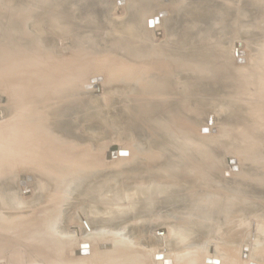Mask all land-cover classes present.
Instances as JSON below:
<instances>
[{
	"label": "bare ground",
	"instance_id": "obj_1",
	"mask_svg": "<svg viewBox=\"0 0 264 264\" xmlns=\"http://www.w3.org/2000/svg\"><path fill=\"white\" fill-rule=\"evenodd\" d=\"M155 1L162 0H137L146 9ZM174 1L183 8H174L171 13L161 9L148 18L142 8H137L125 31L122 23L120 30L115 26L113 30H100L88 13L89 0H0V30L9 29L11 34L10 45L0 48V61L5 65L2 69H6L3 73L8 77L5 80L0 73L5 83L0 93L5 101L0 107L8 110L6 119L0 122V256L10 264H147L146 251L143 255L134 249L138 242L135 237L140 231L145 237L158 215L136 222L123 216L130 211L136 217L145 208L153 212L152 205L157 203H162L161 210H175V214L182 210L178 218L159 216L164 223H181V228H171V238L185 240L200 235L204 227L225 226L231 228L227 240L248 239L244 231H249V221L259 213L257 208H253L255 214L251 212L252 206L264 207V148L254 150L257 154L249 151L239 155V171L234 167L237 161L232 164L236 173H229L213 158L205 161L196 156L193 147L204 145L213 152L217 140L254 143L264 132V112L259 106L248 111L236 131L223 137L227 125L219 127L208 120L198 128L199 117L195 114L184 119V113L185 106L201 102L200 98L221 101L217 99L219 94L233 98L246 92L264 98V77L257 68L230 75L223 62L199 58L200 46L192 43V35L218 29L242 35L264 30V0ZM163 11L168 16L150 27L149 23L153 24ZM173 16L174 24L162 43L153 44L148 35ZM39 21L48 23L57 35L61 53L67 51L61 54L62 59L57 58L54 48L57 60L48 57L50 51L40 34ZM29 27L35 36L23 34L24 29L32 32ZM243 51L235 52V62L244 57ZM101 73L103 79L99 78ZM95 90L102 92L94 95ZM173 97L175 100L170 99ZM170 103L174 106L171 116L167 112ZM123 112L133 115L136 128L152 125L153 131L160 132V137L152 133L157 139L150 141L156 146L153 156L149 158L145 145L140 144L139 155L132 160L134 165L126 170V157L115 162L117 147L103 151L108 161H102L101 136L92 140L95 123L104 128L108 115ZM139 138L147 141L146 147L151 146L148 134ZM92 141L99 146L89 148ZM176 143L184 152L180 163L165 153ZM16 164L32 171V182L27 175L21 180L22 174L13 172L12 165ZM29 188L32 195L23 198L19 192L27 193ZM125 200L131 201L130 209L124 208ZM71 201L80 203L77 221L68 215ZM68 224H78L89 239L92 237L94 249L89 257L68 258L82 251L80 247L78 251L69 248L71 236L64 231ZM257 229L258 237L264 238V230ZM227 243L228 252H238L234 244ZM257 249L264 252L262 245ZM209 251L212 249L200 246L193 255H185L186 263L201 264L204 259L218 264L221 259L210 257ZM234 260L230 264H236L238 260Z\"/></svg>",
	"mask_w": 264,
	"mask_h": 264
},
{
	"label": "rangeland",
	"instance_id": "obj_2",
	"mask_svg": "<svg viewBox=\"0 0 264 264\" xmlns=\"http://www.w3.org/2000/svg\"><path fill=\"white\" fill-rule=\"evenodd\" d=\"M85 1H87V0H85ZM115 1L116 0H109V1L108 0H89V4L87 5L88 13L94 21L99 23V25L101 26L99 28L100 30H105L106 27H111L113 30L114 26H115L114 29L118 30L120 28L119 25L122 23L121 26H124L123 29L125 31H127L128 28L126 26L130 22L132 23V14H133V12H135L137 10V8H142V9H140V11H145L146 18L151 17L152 15L153 16L156 15L157 12L161 9H167L168 12L171 13L172 9H174V8L175 9L177 7L180 9L183 8V7H179L180 3L176 2L174 0H169V2H168V0H162V1H160V3L155 1V2H152L147 7V9L142 6V3H138L137 0H126L127 4H126L125 0H118L117 5L115 4ZM118 5H120V6H118ZM116 6L119 8L117 9ZM121 7L123 8V11L121 10ZM168 12L167 11L160 12L159 15L155 17V19L158 18V22L155 23L153 21L154 23L151 25L149 23V26L153 28L156 26V24L159 25L160 24L159 18L167 17ZM164 13H166V15H160V14H164ZM173 18H174V16L172 17V19H170V21L169 20L165 21L162 24V26L158 29L157 32L148 35L149 39L151 38L150 40L152 41L153 44L158 45V44L162 43V41L165 38V33L167 31H169L171 29L172 25L174 24L175 19H173ZM38 23L41 24V28L39 30L40 34L42 35V37L45 38V43L47 41V43L45 44V47L47 49H49V51H50V53H49L50 55L48 57L51 58L52 60H55V61L57 60L53 54V48H54V51L56 53L57 58L62 59V57L60 58L61 54L66 55L67 51L66 52L63 51L61 53V51L58 49L57 45H59L58 44L59 41L57 40V35H55L54 33L51 32L53 30L50 28L48 23H45L42 21H39ZM137 27L139 28L140 25ZM9 31H10L9 29H1L0 30V48H3L4 46H6L8 44L10 45V40H11L10 35L11 34ZM29 31H32V32H29L30 33L29 34L27 29H24L22 32H23V34H26L28 37H32L31 34H33V35L35 34L34 30H31V28L29 27ZM237 32L238 31H228L227 29H218L217 31L202 33L201 35H192V38L196 39V40L192 39V43L193 44L197 43L200 46V51H198V53H199L198 57L199 58H202L203 60H207V61L223 62L224 64H226L228 66V68H229L228 74H230V75H239V74H244V73L246 74L249 71L256 70V69H254V67H255V68H257V71L261 74V76L264 77V30L254 31L250 34H245V35L239 34ZM36 34L38 35L39 33L36 32ZM199 38H201V40H199ZM63 40H65L68 43V40H66V38H63L62 41ZM238 49H243L245 51V52L243 51L244 52L243 56L245 57L247 54V56L245 57L246 61H245L244 57L243 58L240 57V58H237V62H235L236 61L235 59L237 57L236 56L237 54L235 52L238 51ZM256 50H258V51H256ZM239 59H242V61L239 62L238 61ZM257 61H259V62L261 61L262 64L257 63ZM239 64H241V65H239ZM258 64H259V66H257ZM2 67H5V65H3V62L0 61V73H2V78L8 79L7 75L5 73H3L6 69H2ZM1 70H3V71H1ZM92 74L90 76H92ZM99 75H101L99 78L105 77L103 73H101ZM4 84H5L4 81H2V79H0V93H3L1 90L2 89L1 86H3ZM100 91L102 92V90H100ZM100 91L95 90V91H93L94 92L93 94L98 95V93H101ZM170 99L175 100V97L170 98ZM210 99L211 98H208L205 101H202L200 98L201 102H198L197 104L192 102L189 105L185 106L184 119H190L192 116H195V114H196V116L199 117L198 118L199 121L197 124L198 128H199V126L206 125L208 120H209V122L211 121V123L215 122V124L219 125V127L222 126V124L227 125L226 128L221 133L222 137L227 135L228 133L236 131L237 125H239L242 121L245 120V116H246L245 113H249L248 111H250L252 109L253 110L258 109L256 107L259 106L262 109L261 111L264 112V98H262L258 95H249L246 92L240 93V94H238L237 97L234 96L233 98H229V97L225 98L219 94L217 99H221V101L216 100L214 102V101H212V99L211 100ZM236 100H238V101H236ZM2 101L3 102L5 101L4 97H0V102H2ZM170 105H171V103L169 104V106ZM172 108H174V106L173 107L170 106L168 108L167 112H168L169 116L172 115V114H170V112L172 111ZM194 111H196V112H194ZM7 112H8V110L6 107H0V122L4 121V119H6ZM133 123H135V120L133 119V115L131 113L128 114V113L123 112V114L118 113L116 116L111 115V117H110V115H108L104 128L99 127L97 125V123H95L93 125L92 140L95 141L94 139H98L101 136V138L98 140V143L101 144V148H102V153L100 155V159L102 161L105 160L103 151H106L107 149L109 150L110 148H114V146L119 149V152H118L119 155H117L118 149H116L114 151L115 162H117L121 159H125V157L127 159V165L123 168L124 170L128 169V167H129L128 165H130V164L134 165L132 160L137 158L136 156L139 155L138 149H139L140 144L145 145V151L149 155V158L153 156L156 146H154V144L150 143V141H151V139H153V141H156L157 139L153 136V134L156 137H160V132H158L156 130L153 131L152 125L149 126L151 128L140 129V128H136L135 127L136 124H133ZM209 125H210V123H209ZM103 133H104V136H102ZM143 133L148 134V140H149V143L151 144V146L148 145V147H146L147 141H141V139L139 138L143 135ZM130 135L132 136L133 140L131 139ZM93 141L90 142L89 148L94 149V148H96V146H99V145H96ZM174 141H176V140H174ZM170 147H173L175 149H170ZM168 148H169V150H167L165 153L168 154L170 160H172L173 162H178V163L182 162V157H183L182 154L184 152L178 146V144L177 143L171 144V145H169ZM214 148L215 149L212 152L209 148L205 147L204 145L203 146L200 145L197 147H193V153L196 156L197 155L202 156V158L205 161L213 158V161L218 163L222 170L227 171L229 173H236V170L234 167L236 166L237 171H239V168H240V161L238 159L239 155H241V154L246 155L249 151H252V152L254 150L259 151V149L264 148V132H260L259 139L255 140L254 143L240 144L237 142H232V143L229 142L228 143V142H224L222 140H219V141L217 140V144L214 146ZM125 151L128 152L127 155L120 154V152H125ZM258 151H254L253 153L257 154ZM233 159L234 160L236 159V161H234ZM128 160H130V161H128ZM105 161L107 162L108 160L106 159ZM237 161H239V164L236 163ZM234 163H236V165H234ZM161 164L163 166H166L167 162L162 161ZM232 164L234 165V167H232L233 166ZM12 167H14L13 172L17 176L21 175V174H22V176L27 175L28 177L30 176L29 180H31V182L33 181L32 179L34 176L33 177L31 176V175H33L32 171L26 170L27 168L25 169V167L23 169V166L17 165V164H16V167L14 165H12ZM233 168H234L235 172H233L234 171ZM25 178H26V176H25ZM16 185H17V180H16ZM28 190L29 191L27 193L20 191L19 194L23 198H29L32 195L33 189L29 188ZM76 202L77 201H71L69 203L70 209H69L68 215L70 217L73 216V219L77 221V219H78L77 215H78L80 203L78 204ZM123 203H124L125 209H128V208L130 209L131 201L125 200V201H123ZM60 205H64V202L61 201ZM152 206L154 207L153 212L149 208L148 209L145 208L144 210L138 211L137 212L138 214L137 213H136L137 215L135 214L136 217H134V215H133L134 213L131 214L130 211L129 212L131 215L129 214V212L128 213L125 212L124 213L125 217L123 216L124 220L127 218H130V219L133 218L134 220H132V222H136L135 219L139 220V218L141 219V217H142V219L144 217H146V219H148L149 216H150L149 218H151V217L158 215L157 218H159V219L154 217L156 219L155 222L157 224L154 222V225H153L154 228H152V230L150 229L149 232L147 231L145 237L142 236L143 233L138 229V226H136V225H138V223L135 224L136 227L134 226L135 228H137V232L140 231L139 232L140 234L138 233V235L135 237L136 242L138 240V242H137L138 246L136 245L137 247L135 246L134 249H135V251H138L141 254L145 253V251H146V262H147V264H188V263H186L187 261L185 260V257L187 255H190V254L193 255V253L200 246H203L205 248H209L210 250L212 249V252L209 251L207 255H210V257L220 258L221 260H217L218 264L221 262H222L221 264H230L233 262V259H235L234 261L238 260L239 262H241V264H264L263 263L264 262V252L259 251L258 250L259 248L257 249V247H261V245L264 246V244H263L264 238L262 236H260V238H259L257 235L258 234L257 227L258 228L261 227L264 230V216L262 214H260V213H264L263 212L264 207H255V205L252 206L251 212L253 210L256 211V209H253V208H257L256 213L258 211H259V213L255 214L254 211H253V213L256 216L257 215H259V216L254 217L253 216L254 214L251 213V217L253 216L252 220L249 221V223H251V224L249 225V223H248V226L246 227V229H249L250 226H252V227H250L249 231L248 230L244 231L245 236H247L248 239L244 241V239H246V238H244L243 240L242 239L240 240V238L235 237L236 239L233 238L232 239L233 241H230V240H227V237H228L227 234L229 233L228 230L231 228L229 227L227 230L225 226H221V227H217V228L213 227V229L210 227L208 229L206 227H204V229H202V233L200 235L195 234L193 237L191 236L190 238H187L185 240L182 239L183 237H181L180 240H178L176 238H171V236H170L171 228H179V227L181 228L182 225H180L181 224L180 222H176V223L161 222V219H162L161 217L164 215H168L167 216L168 218H178V217H180V215L181 216L183 215V213H181L182 210H181V212H179V211H178V213L176 212V214H178V215H176L175 210H171V209L161 210V207L163 206L162 203L161 204L157 203V206H156V204H154ZM156 208H158V210ZM145 210H147V212ZM151 213H153V214H151ZM160 213L162 215H160ZM159 216H161V217H159ZM258 218L259 219L262 218L261 219L262 222H260L258 220ZM253 219H255L257 221L255 222V220H253ZM157 220H160V221H157ZM252 221H253V223H252ZM184 225H187L186 227H189V224H184ZM66 226L67 227H65L64 231H65V233H68L67 235L71 236V240H72V243L71 242L68 243V244H70L69 248L71 249V251L72 250L78 251L80 248L82 250L79 252V255H77V256L76 255H68V258H70V259H72V258L83 259V258L89 257V255H91V252L93 251L92 249H94V245H93L94 243L92 241H90V239H92V237L89 239V237H87L84 229L82 227H80L78 224H71L70 226L68 224ZM138 236H139V238H137ZM261 238L263 239V241ZM181 240H183V241L181 242ZM211 240H212V242H210ZM207 241H209V242H207ZM87 242L90 244V247L87 244ZM217 242L220 243L219 246H218V244L215 245ZM203 243L204 244L209 243V246H207V244L203 245ZM210 243H211V246H210ZM225 243L234 244L232 246L235 250L238 249V252L234 253V254L231 252H228ZM241 243L244 246L241 247ZM80 244H81V246H80ZM86 244L88 245V247H86V248L82 247V245H86ZM245 244H247V247ZM213 247H215V249ZM243 247H245L246 250L248 249L247 250L248 253L246 252V250ZM241 249L245 250V251L240 252ZM114 251H116V250H114ZM216 252H217V254H216ZM239 254H241V255H239ZM143 255H145V254H143ZM73 256H75V257H73ZM241 256H243V258H241ZM0 259H1L0 264H10L9 260L4 255L0 256ZM160 259H162V260H160ZM239 259L240 260L242 259V261H240ZM183 260H185V261H183ZM165 262H169V263H165ZM237 262H236V264H240L239 262L238 263ZM189 264H195V263L191 262ZM201 264H210V263L205 262L203 259Z\"/></svg>",
	"mask_w": 264,
	"mask_h": 264
},
{
	"label": "water",
	"instance_id": "obj_3",
	"mask_svg": "<svg viewBox=\"0 0 264 264\" xmlns=\"http://www.w3.org/2000/svg\"><path fill=\"white\" fill-rule=\"evenodd\" d=\"M160 15H166V13H164V14H160ZM153 21H154L155 23H157V22H158V18L154 19ZM240 54H241V53H239L238 55H240ZM238 61L241 62V60H238ZM107 157H108V158L111 157L109 153L107 154ZM28 178H30V176H29ZM20 179H21V180H25L26 178H25V176H21Z\"/></svg>",
	"mask_w": 264,
	"mask_h": 264
}]
</instances>
